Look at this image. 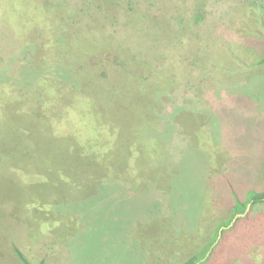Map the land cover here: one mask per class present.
Masks as SVG:
<instances>
[{
    "label": "rangeland",
    "instance_id": "374dc122",
    "mask_svg": "<svg viewBox=\"0 0 264 264\" xmlns=\"http://www.w3.org/2000/svg\"><path fill=\"white\" fill-rule=\"evenodd\" d=\"M0 52V264H264V0H0Z\"/></svg>",
    "mask_w": 264,
    "mask_h": 264
},
{
    "label": "trees",
    "instance_id": "16d2710c",
    "mask_svg": "<svg viewBox=\"0 0 264 264\" xmlns=\"http://www.w3.org/2000/svg\"><path fill=\"white\" fill-rule=\"evenodd\" d=\"M84 46L85 44L81 45L80 48ZM76 47H77V44H76ZM1 58L2 56L0 52V61H1ZM263 197H264V193H258L256 191H249L244 201H241L240 199L237 198V196H235V204L232 207L231 218L235 217L236 215L240 213H244L249 204H252L255 201H260ZM212 250H213V247H212ZM17 253L19 254L20 257H22V260L24 261L25 264H29V262L18 251ZM204 256H205V253L202 255L196 254L192 258H190L185 264H203L206 259V257L204 259Z\"/></svg>",
    "mask_w": 264,
    "mask_h": 264
}]
</instances>
